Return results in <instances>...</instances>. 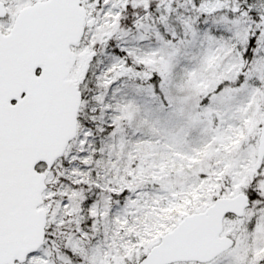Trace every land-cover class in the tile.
<instances>
[{"label":"snow or ice","instance_id":"6c2138e0","mask_svg":"<svg viewBox=\"0 0 264 264\" xmlns=\"http://www.w3.org/2000/svg\"><path fill=\"white\" fill-rule=\"evenodd\" d=\"M0 264H264V0H0Z\"/></svg>","mask_w":264,"mask_h":264}]
</instances>
